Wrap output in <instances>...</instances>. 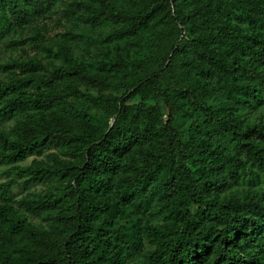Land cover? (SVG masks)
<instances>
[{"label":"trees","instance_id":"1","mask_svg":"<svg viewBox=\"0 0 264 264\" xmlns=\"http://www.w3.org/2000/svg\"><path fill=\"white\" fill-rule=\"evenodd\" d=\"M0 167V264H264V0H0Z\"/></svg>","mask_w":264,"mask_h":264},{"label":"rangeland","instance_id":"2","mask_svg":"<svg viewBox=\"0 0 264 264\" xmlns=\"http://www.w3.org/2000/svg\"><path fill=\"white\" fill-rule=\"evenodd\" d=\"M5 168L4 167H0V180L3 179V176H2V172ZM34 189H38V190H41V188H33L32 190ZM24 194H26V192L24 190H22L19 186H15L14 189H13V199L14 200H18L21 196H23Z\"/></svg>","mask_w":264,"mask_h":264}]
</instances>
